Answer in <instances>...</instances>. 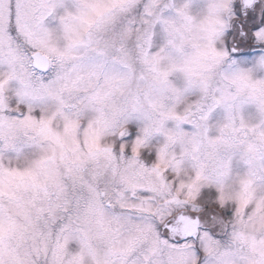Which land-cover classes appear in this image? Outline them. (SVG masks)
I'll use <instances>...</instances> for the list:
<instances>
[{"label":"snow or ice","instance_id":"6c2138e0","mask_svg":"<svg viewBox=\"0 0 264 264\" xmlns=\"http://www.w3.org/2000/svg\"><path fill=\"white\" fill-rule=\"evenodd\" d=\"M0 264H264V0H0Z\"/></svg>","mask_w":264,"mask_h":264}]
</instances>
